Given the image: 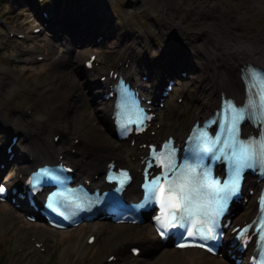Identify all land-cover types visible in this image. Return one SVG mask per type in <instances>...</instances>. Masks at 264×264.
<instances>
[{
  "label": "rangeland",
  "instance_id": "1",
  "mask_svg": "<svg viewBox=\"0 0 264 264\" xmlns=\"http://www.w3.org/2000/svg\"><path fill=\"white\" fill-rule=\"evenodd\" d=\"M2 1L4 3L2 7L0 6V19H3L4 25L0 26V44L4 48L0 51V118L3 115V119H0V149H4V145L9 142V135L15 132L4 120L9 111L13 113L15 123L21 126L19 133L29 124L36 131H43V137L47 142L52 139L53 133L58 131L55 121L49 118V113L53 112L49 105L44 104L45 99L41 96L44 84L55 83L48 77V73L55 68L52 64L53 59L50 57L47 61L34 63V57L35 53H43V55L46 53L49 56L52 53L60 54L63 50L50 45V32H41L32 36V40L29 41L32 28L40 25L42 21L41 10H46L51 15L52 10L54 13L56 8L61 7L60 18H62L64 14L77 11L79 8L92 25H97V21L103 19H98L99 15L107 16V22L104 21L98 28L105 33L103 50L100 52L98 46L91 42L78 45V48L81 47L85 52L80 59L95 51L100 53L99 58L103 61V51L115 47L119 49L118 56L112 57L104 65L103 62L100 64L103 66L99 67V73L106 72L107 67L117 58L123 57L127 51H130L131 57L139 60L140 63L155 65L161 74L176 72L180 75L182 70L187 71V77L179 79L176 93L169 99L174 104L177 97L184 95L182 106L186 107V112L181 120L183 125H187L193 118L191 113H187L195 110L191 107L201 97L202 88L211 77L207 58L203 56L205 49H212L210 37L197 34L203 27L206 14L216 18L214 37H220V40L228 38V42L230 34L240 33L238 30H241L243 32L240 34L246 37L255 35V38L259 39L263 36V39L255 44L264 46V0H195V3L194 0H173L174 4L168 9H165L164 0H75L73 7H70L69 0ZM211 4L214 5L210 7ZM194 5L198 9H195ZM35 11L36 17L33 16ZM52 22H54L53 31L64 26L68 29L70 24V21L64 24L57 23L55 17H52ZM79 27L84 28L85 25ZM10 31L14 37L9 35ZM20 32H26L28 40L16 38L15 35ZM77 35L83 36L81 33ZM74 50L76 51V48ZM9 57L15 61L21 59L23 63L9 61ZM254 64L258 63L254 62ZM89 78L96 79L94 75H90ZM56 92L54 99H67V89H56ZM26 107H34L33 117L19 123ZM164 109L159 116L164 117L166 112ZM73 133H66L60 144L70 143ZM8 175H11V172ZM8 212L9 208L0 203V217ZM13 213L17 217L15 225L5 230L0 229V264H104L107 262V255L112 249L106 246L111 240L104 235H101V239L98 238L88 251L81 250L80 243L84 242L85 237L92 231V224L56 232L43 227L38 222H27L17 211ZM34 228L40 230V234L36 235L37 240L50 235L51 249L48 254L37 250L28 255V250L24 247L15 249L19 236L30 233ZM109 230L110 228H107V232ZM118 242L120 240L115 242L116 247ZM67 246L69 249L65 250ZM100 246L103 248L101 249ZM159 248L150 256L147 254V258L154 260L158 257V252L171 249L169 246ZM188 254L196 253L181 252L175 256L183 257ZM62 258L65 259L64 263ZM203 259L204 264L213 259L231 264L222 258L210 257L206 254ZM114 264H126V262L120 260Z\"/></svg>",
  "mask_w": 264,
  "mask_h": 264
},
{
  "label": "bare ground",
  "instance_id": "2",
  "mask_svg": "<svg viewBox=\"0 0 264 264\" xmlns=\"http://www.w3.org/2000/svg\"><path fill=\"white\" fill-rule=\"evenodd\" d=\"M163 2L165 4V9L170 8V6L174 4L173 0L172 2L170 0H164ZM195 2L196 1L194 0L193 3ZM213 5L214 4H211L210 7ZM194 8L198 9L196 5H194ZM57 20L58 23H63L64 21V19ZM215 20V16L206 14L203 20V27H201L197 32V34L204 35L207 38L210 37L209 39L212 44V49H205L203 56L207 58L208 65L210 66L211 77L204 84L202 93L200 94L201 97L193 105L192 109H195L193 112H191L193 118L187 125L180 123V120L185 117V108H183L182 105L175 103L174 105H171L172 107L168 112L169 115L167 113L168 116L161 120L163 122V126L160 129H151L156 130V133L154 136L149 137L150 139L161 138L165 134L173 135L178 140L183 139L195 119L202 120L203 118L210 115L213 110L218 107L222 92L225 95L232 97L236 101L241 102L245 97L244 84L240 78V73L242 72L243 66L254 62L258 63V65H264V46L261 44H255L256 42H259V40L263 39V36H260L259 39L257 37L255 38V35H248V37H246L245 35L240 34L243 31L238 30L240 33L233 32L229 35L230 40L228 42V38L220 40V37H214L213 31L215 27ZM72 24L76 23L72 22L70 23V26ZM89 31L90 28H85L84 30L81 29L79 31L73 30L69 37L65 36L64 39H61V42L66 41V46L64 47L63 52L60 54L52 53L48 56V58L52 57V64L55 66L53 71L48 73V77H50V80H54L55 83H50L49 85L44 84L41 89V96L45 99L44 104L50 106V109L53 112L50 113L52 115V121H55L58 132L62 133L63 135L69 132H74L73 140L78 138L79 142L74 144L71 140L70 143L66 142V144L61 145L60 141L62 140L63 136H61L57 142H46L41 131H36L32 129L31 126H28V129L25 132L26 135H29V141L24 139L20 140V143L24 145L27 153L32 152L34 154V161L32 163L28 162L26 160V156L23 157L25 162L24 164L14 166L15 171L23 173V176L26 175L34 165L41 163L40 156L43 157V161L51 164L55 163L58 155H63V157L69 160V163L75 167V176L78 179L81 176H85L91 179L92 186L101 187L103 186V172L108 162L114 160V162L119 166L133 168L138 163L137 157L141 155L142 152H144V150H141L137 147L139 142L135 147L131 148L129 147V143L126 141L118 142L114 138L112 120L110 119L113 99L106 100L102 97V95L106 92L108 84L110 82H114V80L107 78L105 81L100 82L98 79L91 80L82 76L84 75L83 72H88L84 66V61L88 59V57L84 60L80 59L84 56L85 52L82 50L76 52L74 49L79 47V44H84L85 42L90 41V39H83V36L79 37L77 34L82 33L85 34V36H88ZM74 34V40L71 44V39ZM260 34L263 33L260 32ZM49 43L55 48L58 47V45L53 41ZM35 54L40 55L41 53ZM118 54L119 51L117 48H110L107 51H103L102 55L104 60L102 62H107V60ZM129 58L131 60V57H128L124 54L120 65H118V62H116L114 65H109L106 72L103 74H107L109 69H119V72L123 76L141 88L147 85L158 88L157 82L153 80L156 77L153 69L151 67H147V65H144L146 66V68H143L145 73L149 74V77L151 78L150 80L144 81L140 76L138 77L139 73L141 72V68L136 66L132 60H129ZM126 62L127 66L125 65ZM88 74L89 73H87L86 76H88ZM103 84H105V86H103ZM62 88L67 89L68 91L67 99H54L57 93L56 89L60 90ZM142 93L148 97L153 95L150 90H142ZM178 115H181L180 119L177 118ZM0 119H3V115ZM22 121L27 120L21 117L19 123ZM10 124L12 128L16 129V132L18 129H20V126L15 123L14 117L10 121ZM244 130L247 132L248 127H244ZM144 136L145 138H148L147 134ZM14 146H17V143ZM69 146L70 148H76L77 151L75 155H71L69 153ZM7 157V153H3V155L0 154V160L2 161H5ZM133 157H135V160H132ZM82 158H85L84 162H82ZM133 174L134 179L127 188L126 195L128 198L135 200L138 197V193L134 186V182L137 183L140 177H138L135 172ZM94 175H97L96 178ZM17 180L19 179H16L15 181ZM248 181H250V187L252 188H254L256 185L259 187L261 184L247 179L245 185ZM128 191H130V193H128ZM253 198L254 197H252V200ZM12 207L16 209L15 206ZM255 209L256 207L251 205L250 201L247 202L232 219V223L236 225L240 224L244 220H249V218H251L255 212ZM13 211V209H10L8 213L0 217V224L2 225L0 228L1 230L8 229L9 227L15 225L17 217ZM92 227V231L94 230L99 234L98 238H100L101 235H104L105 238L111 240L110 243L106 244L109 249H112L109 255L116 251L120 257L129 259L128 263L130 264L204 263V252L194 249L162 250L157 253L158 257L154 260L147 258V255L145 259L141 257L142 253L148 254L150 256L151 253L156 252L160 249L159 247H162L159 239L154 234H152L150 223L144 227H139L128 224L114 225L105 220H96L92 222ZM107 228H110L108 232ZM38 234H40V230L36 228L32 229L30 233L21 234L18 238V245L15 249L18 247H24L29 253H34V243L31 241V239ZM48 240L49 235H46L45 238H42L45 250H48L47 252H49V248L51 246V243ZM119 240L120 242H118L116 247L115 242ZM134 242L140 244L143 249V251H141V253L136 257H141V259H135L132 255L127 258L129 254L127 246L129 243ZM124 244L125 248L122 249L121 246ZM100 247L101 249L103 248L102 246ZM87 248L90 249V247ZM67 249H69V246H67L65 250ZM81 249L83 252L87 251L83 247H81ZM102 251L104 252L105 250L103 249ZM181 252H195L199 255L188 254L187 256L183 257L175 256ZM224 257L227 259L229 256L225 253ZM64 261L65 259L62 258V263H64ZM228 261H231L232 264H234L233 260ZM246 263L247 262L245 261L242 264ZM207 264L225 263H223L221 260L213 259L211 262H207Z\"/></svg>",
  "mask_w": 264,
  "mask_h": 264
},
{
  "label": "snow or ice",
  "instance_id": "3",
  "mask_svg": "<svg viewBox=\"0 0 264 264\" xmlns=\"http://www.w3.org/2000/svg\"><path fill=\"white\" fill-rule=\"evenodd\" d=\"M246 81L252 79L257 81V84L252 85L253 87L258 86L260 91L257 93V96L261 99L254 103L252 98H249L248 107H255L256 114L258 118L264 121V73H258L255 70L249 69L245 72L244 77ZM244 110H237L235 113L232 112V106L229 105V125L225 127V132L228 133L230 140L229 146L233 149L231 155L228 157L233 166V177L231 181L230 191H235V186L238 183L240 174L243 168L261 166L264 167V135L261 136L259 140L249 139L247 141H240L237 137V126L239 121L243 118ZM126 176L127 174L124 173ZM156 180L153 178L152 183H155ZM123 183V181H121ZM203 189H207L209 185L202 184ZM2 191V189H0ZM167 191V196H166ZM222 191V189H221ZM153 189L149 188V195L152 198ZM160 196L162 201H165L171 205V207L177 210L179 218L187 221L191 216L193 211L199 210V206L193 207L191 201L187 205L183 204V200H188L187 196L178 197L171 192V190H166L163 185L160 188ZM221 199H226L222 197ZM217 208L214 210L216 214H219V208L222 207L220 200H216ZM206 209V205L204 206ZM183 208V211L181 209ZM205 215H208V211H205ZM177 218L174 214V219ZM264 231V229H262ZM264 247V245H262Z\"/></svg>",
  "mask_w": 264,
  "mask_h": 264
}]
</instances>
